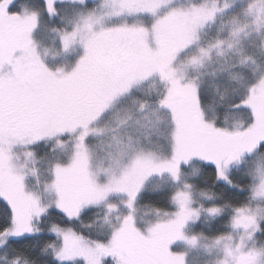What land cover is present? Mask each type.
<instances>
[{
    "label": "snow or ice",
    "instance_id": "1",
    "mask_svg": "<svg viewBox=\"0 0 264 264\" xmlns=\"http://www.w3.org/2000/svg\"><path fill=\"white\" fill-rule=\"evenodd\" d=\"M0 264H264V0H0Z\"/></svg>",
    "mask_w": 264,
    "mask_h": 264
}]
</instances>
